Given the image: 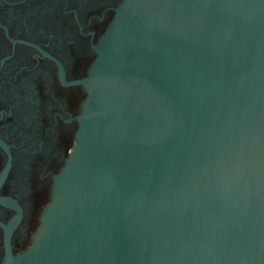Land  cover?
I'll return each mask as SVG.
<instances>
[{
  "label": "water",
  "instance_id": "water-1",
  "mask_svg": "<svg viewBox=\"0 0 264 264\" xmlns=\"http://www.w3.org/2000/svg\"><path fill=\"white\" fill-rule=\"evenodd\" d=\"M33 242L2 264H264V0H123Z\"/></svg>",
  "mask_w": 264,
  "mask_h": 264
},
{
  "label": "flooded vegetation",
  "instance_id": "flooded-vegetation-1",
  "mask_svg": "<svg viewBox=\"0 0 264 264\" xmlns=\"http://www.w3.org/2000/svg\"><path fill=\"white\" fill-rule=\"evenodd\" d=\"M123 0H0V264L27 251L75 146L81 81Z\"/></svg>",
  "mask_w": 264,
  "mask_h": 264
}]
</instances>
